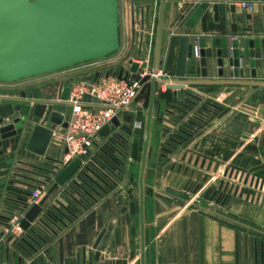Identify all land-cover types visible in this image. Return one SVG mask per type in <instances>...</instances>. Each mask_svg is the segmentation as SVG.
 <instances>
[{
	"label": "crops",
	"instance_id": "crops-1",
	"mask_svg": "<svg viewBox=\"0 0 264 264\" xmlns=\"http://www.w3.org/2000/svg\"><path fill=\"white\" fill-rule=\"evenodd\" d=\"M155 1V17H158L159 0ZM240 1L242 0L166 1L159 63V69L164 73L162 77L169 79L171 83L184 85L181 89V101L187 103L184 97L195 100L187 93L199 97V106L193 108L201 109L200 105H206L210 111L201 110L211 115V118L202 116L207 122H199L201 126L188 123V117L195 111L187 110L188 114H184L178 110L174 106L186 108L177 102L175 90L157 83L145 174L146 264H264V57L260 56L264 50V34L261 41L256 42L258 54L254 75L251 74L248 58H245L240 67V76L230 75L231 62L225 63L223 75L220 76L212 57L215 51L214 39L220 36L215 31L216 7L222 31H227L231 23L235 24L238 31H242L248 23L245 16L252 13L253 32L262 33L261 8L264 0H251V12L240 6ZM232 4L235 6L234 11H231ZM153 10L155 5L150 11L148 9L143 25L142 12L136 18V10L127 5L126 52L110 65H97L89 72L90 79L99 71L118 76L122 70V78L137 74L136 71L142 64L137 59L147 60L153 53L150 33L153 19L156 22V18L151 15ZM195 14L196 19H192ZM184 35H188L190 41L205 38L208 52L206 76L199 75L201 66L198 56L192 72L186 68L184 75L176 73L179 41ZM142 44V53L135 55L133 52ZM133 63L138 65L135 71L131 69ZM62 76L56 79L60 84L55 89L50 92L41 90L37 99L49 102L54 96L62 95L63 83L70 77V73H63ZM31 87L1 83L0 103H21L29 114L34 106L33 100L23 101L24 103L21 100L26 98L25 89ZM142 94L143 91L136 100ZM207 102L216 104L218 108L207 105ZM144 118L141 99L120 112L115 117L116 120L108 124L107 132H99L94 139L96 147H92L87 158H79L80 163L63 183L57 181V176L77 158L62 163L63 147L60 144L53 141L43 155H36L25 149L28 133L25 127L14 137L0 136V161L13 158L14 164L20 167L30 169L32 167L27 163H33L55 171L50 174L33 168L39 173L50 175L45 183L42 182L44 191L41 197L33 202L30 198L31 190L40 182L18 176L17 179H25L24 181L35 186L10 181L9 192H5V186L0 185V190H3L0 197L12 205L5 208L23 216L30 205L48 195L43 208L49 207L58 217V220L53 218L55 224L47 221L51 229L35 219L32 225L36 223L42 229H36L38 234L23 228L20 233H6L3 228L7 219L0 217V263L140 264L139 168L135 173L134 165L138 157H141ZM183 123L193 127L194 130L186 128L191 134L178 130L183 127ZM115 132L123 137L118 138L122 144L114 143L119 152L106 143ZM175 132L185 139L176 137L180 142H172L175 147L167 152L163 148L168 147L164 141L169 136L174 137ZM104 145L109 152L103 150ZM151 146H154L153 159L158 164L149 171ZM99 150L108 159L100 157L106 165L98 164L103 172L93 167L101 181L89 173L98 181V185L83 176L93 187L89 188L77 175L85 165H90V160L96 163L94 155H98ZM191 156L192 161L188 162ZM197 157L198 165H194L193 161ZM202 160H205V164L201 168L199 163ZM210 161L212 167L208 170L206 167ZM186 166L188 171L185 173ZM193 168L194 174L190 179V170ZM19 172L30 175L24 171ZM197 172H201V178L203 175L207 176L206 181L200 183L198 188L195 181ZM75 180L80 186L73 182ZM223 180L228 182V186H232V190L227 189L220 197V192L217 191L211 198L213 186L218 187ZM55 183L56 187L48 193ZM69 185L74 190L69 189ZM210 187L211 191L206 194ZM21 189H28L25 198L20 195ZM65 189L69 190L72 198ZM20 201L27 203L24 210L17 208L23 206ZM101 231H104L103 235L94 247ZM27 235H32L34 239ZM37 235H42L45 240Z\"/></svg>",
	"mask_w": 264,
	"mask_h": 264
},
{
	"label": "water",
	"instance_id": "water-1",
	"mask_svg": "<svg viewBox=\"0 0 264 264\" xmlns=\"http://www.w3.org/2000/svg\"><path fill=\"white\" fill-rule=\"evenodd\" d=\"M166 1L167 0H159L153 53L148 57V61L144 60L141 64V67L151 66L153 75L149 80L148 102L144 118L143 141L138 172L140 264H146L144 213L145 174L150 146L156 87L157 83L166 81L156 76L160 63ZM234 10L235 6L232 4L231 11ZM196 17L197 15L195 14L192 19H196ZM245 18L248 23L242 31H238L234 23H231L227 31H222L218 23L219 15L216 7L215 20L217 23L215 24V31L219 33L220 36L214 39L215 51L212 57L214 58L217 72L220 76L223 75V68L226 62H231L232 64L230 75L240 76V67L245 58H248V63L252 68L251 74H255L256 58L258 54L256 42L262 39V35L264 34V3L261 8V22L263 24L262 33L253 32L252 13H248ZM191 34L195 35L194 32ZM195 45L198 47V59L201 66L199 75H207L208 52L205 47V38L199 37L194 41H190L188 35L182 36L179 41L176 69L178 75H184L186 73V68L191 72L194 70L196 56L193 50ZM120 48V0H0V83H17L34 77L64 71L78 65L99 61L113 55ZM263 52L260 53L262 58L264 57ZM137 66V63H133L131 69L135 71ZM121 74L122 70L119 71L118 76L121 77ZM94 76L93 74L92 79ZM123 78H126V75ZM183 87L184 85L182 83L166 84L167 89L175 90L174 97L180 106L186 109L173 106L184 114H188L187 110L195 111L188 117L187 122L201 126L199 122H207L202 116L211 118V115L204 113L201 109L209 111L210 109L206 107V105H200L201 109H194L193 106L198 105L197 102L200 98L191 93L187 94L192 96L195 100L184 97L183 99L187 103L181 101V89ZM31 90L33 92V89ZM25 92L29 95L28 90ZM68 93L69 87L65 86L61 98L65 100ZM63 100L59 102H37L32 106L29 114L24 111L20 103H0V136L2 138L14 137L19 134V130L25 127L28 132L25 141V149L33 154L43 155L50 143L53 127L55 125H65L66 119L71 113V106L67 105ZM207 105L218 108L214 103L207 102ZM115 120V118L112 119V121ZM188 123H183V127H180L178 130L185 134H191L187 129H194ZM108 130L109 126L107 124L100 130V134H104ZM119 137L123 138L120 133L115 132L111 134L106 141V143L117 152L119 151L114 143L122 144L118 139ZM176 137L185 139L183 135L175 132L174 137L169 136L168 140L164 141L168 146L163 147L165 151L171 152L172 147H175L172 142H180ZM93 147L95 148L96 146L93 145ZM102 148L109 152V149L105 145ZM100 157L108 159L106 155L99 150L98 155H94L96 163L90 161V165H85L77 175L78 179L83 181L89 188L93 187L83 176L95 185H98V181L95 180L92 175L100 181L102 180L100 175L93 169L94 167L103 172L98 164L105 165V163ZM191 161L192 156L188 159V162ZM198 162L199 158L197 157L194 159L193 163L194 165H198ZM79 163V158L72 161L62 170L60 175L57 176V181L63 183L64 179ZM27 164L32 168L28 169L15 165L13 158L0 161V168H3L0 169V185L5 186V192L8 191L10 181L19 182L25 186H35L29 183V181H24L25 179H17L18 176L34 182L43 183L50 178L49 174L39 173L33 168H39L50 174L55 172L52 168H45L33 163ZM204 164L205 160H202L199 163V167H204ZM211 167L212 161L208 163L206 168L210 170ZM194 169L195 168L190 170V179L193 177ZM19 171H24L30 175H36L41 178L30 176ZM187 171L188 166L184 169L185 173ZM206 177V175H203L201 178V172L195 174V181L197 183L196 188H198L200 183L206 181ZM73 182L77 186H80L76 180ZM56 185L57 183L49 189L48 193H50ZM228 185V182L226 183V181L224 182L223 180L220 181L218 187L213 186L214 190L212 191L211 198L217 191L220 192L218 195L220 197L227 189L232 190V186ZM68 188L74 190L72 185H69ZM81 189L86 191L84 187H81ZM211 189L210 187L206 194H209ZM2 191L1 189L0 193ZM21 191L22 193L20 195L25 198L28 189H21ZM65 192L71 195L69 190L65 189ZM47 196L48 195L39 202L33 203L26 209L20 220V225L23 229H29L31 232L36 233V229H42L36 223L34 226L32 225L35 219L50 229L51 227L47 221L55 224L53 218L58 220V217L49 207L43 208V203ZM20 202L23 203V206L17 208L24 210L27 203ZM5 206L10 207L12 205L4 202V198L0 197V217L8 219V214L12 212L6 209ZM103 232L104 231H101L98 235L94 247L98 245ZM27 236L34 239L32 235ZM37 236L45 240L42 235ZM96 256L98 257V253H96Z\"/></svg>",
	"mask_w": 264,
	"mask_h": 264
},
{
	"label": "built area",
	"instance_id": "built-area-1",
	"mask_svg": "<svg viewBox=\"0 0 264 264\" xmlns=\"http://www.w3.org/2000/svg\"><path fill=\"white\" fill-rule=\"evenodd\" d=\"M239 5L250 7L248 1H240ZM193 53L195 56H199L196 45ZM144 60L147 61L145 58L137 59L138 62ZM136 73L131 77L122 78L109 72L99 71L98 74L94 73L95 76L92 80L88 78L74 83L69 88L65 100L58 94L49 101L59 102L63 100L71 106V113L66 119V124L55 125L50 139V143L54 141L63 147L62 163L74 158H87L100 130L136 100L143 91L146 82L145 76L148 74L150 78L153 71L150 66L139 67ZM156 76L163 78L164 73L158 68ZM165 80L167 81L160 82L162 83L160 85L166 87L167 83H171L169 79ZM40 183L31 190V202L39 199L44 191V184ZM11 212L3 230L11 234L20 233L22 231L20 225L22 214L15 211Z\"/></svg>",
	"mask_w": 264,
	"mask_h": 264
},
{
	"label": "rangeland",
	"instance_id": "rangeland-1",
	"mask_svg": "<svg viewBox=\"0 0 264 264\" xmlns=\"http://www.w3.org/2000/svg\"><path fill=\"white\" fill-rule=\"evenodd\" d=\"M128 4L134 10H136V11H134L136 18H138V14L140 12H142L143 25L145 22L144 18L146 17L147 12H149L150 9H152L155 5V10H153L151 15L154 18H156V22H157V17H155L157 14L156 13L157 1H155V0H120L121 48L116 53H114L113 55H111L105 59L99 60V61L86 63L83 65H78L76 67L64 70V72L60 71V72H56V73H52V74H48V75L38 76V77L23 80V81L14 83V84L17 85L18 87H30V86H32V87L36 88L39 93L41 90L46 91V92H50L60 84L59 80H56L57 78L63 77L62 76L63 73L64 74L70 73V77L68 79H66V81L63 83L64 84L63 86L64 87L68 86L69 88H71L74 83L82 81V80H87L90 77L89 72L91 70H93L94 68H96L97 65H106V64L110 65L112 63V61L119 60V58H121L125 54L126 48H127V44H126L127 43V33H126L125 25H126V7ZM148 9H149V11H148ZM156 22H155V19H153L152 26L150 28L151 46L154 45V41H155V31H156L155 27L157 24ZM136 23H138V19H136ZM144 30H146V29L144 28ZM143 48L144 47L142 44L141 47H139L135 50V52H133V51L132 52L135 55L141 54ZM153 49H154V46H153ZM49 78L51 80H49ZM149 79H150L149 75L147 74L145 76L146 82H145V85L143 88V94L141 95V98H139V99H141V105H142L144 111H146V106H147L146 101H147V96L149 93ZM139 99L135 100L134 103H132V105L136 104V102H139ZM153 152H154V146H151V150H150V154H149V160H148V170L149 171H152L153 168L156 167V165L158 164V162L154 161V159H153ZM139 162H140V159L138 157V160L135 161V165H134L135 173H137V171H138ZM160 166L163 167L162 163H160ZM135 183L137 184V179H135Z\"/></svg>",
	"mask_w": 264,
	"mask_h": 264
},
{
	"label": "flooded vegetation",
	"instance_id": "flooded-vegetation-1",
	"mask_svg": "<svg viewBox=\"0 0 264 264\" xmlns=\"http://www.w3.org/2000/svg\"><path fill=\"white\" fill-rule=\"evenodd\" d=\"M242 1H248V2L250 3V7H249V8H247V7H243V8L251 12V11L253 10V3H252V1H251V0H242ZM31 89H33L34 94H33V92H32ZM26 90H28L29 95H27L26 92H24V95H25L26 98L21 100L22 103H24L23 101H31V100H34V101H33L34 104L37 103V102H40V100L37 99L38 91H37L36 88H34V87H31L30 89H29V88H26L25 91H26ZM28 99H29V100H28ZM41 102H42V101H41ZM20 104H21V103H20ZM21 105H22V104H21ZM22 108H23V106H22ZM23 109H24V108H23ZM24 111H26V108L24 109Z\"/></svg>",
	"mask_w": 264,
	"mask_h": 264
},
{
	"label": "trees",
	"instance_id": "trees-1",
	"mask_svg": "<svg viewBox=\"0 0 264 264\" xmlns=\"http://www.w3.org/2000/svg\"><path fill=\"white\" fill-rule=\"evenodd\" d=\"M148 102V96H147V101H146V103Z\"/></svg>",
	"mask_w": 264,
	"mask_h": 264
},
{
	"label": "bare ground",
	"instance_id": "bare-ground-1",
	"mask_svg": "<svg viewBox=\"0 0 264 264\" xmlns=\"http://www.w3.org/2000/svg\"><path fill=\"white\" fill-rule=\"evenodd\" d=\"M147 61H148V59H147Z\"/></svg>",
	"mask_w": 264,
	"mask_h": 264
}]
</instances>
